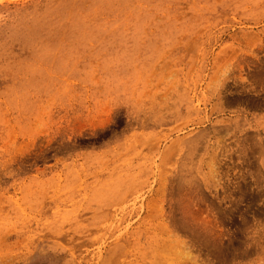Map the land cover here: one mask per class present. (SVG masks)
<instances>
[{
  "label": "rangeland",
  "instance_id": "374dc122",
  "mask_svg": "<svg viewBox=\"0 0 264 264\" xmlns=\"http://www.w3.org/2000/svg\"><path fill=\"white\" fill-rule=\"evenodd\" d=\"M33 1L0 0V264H264V0Z\"/></svg>",
  "mask_w": 264,
  "mask_h": 264
},
{
  "label": "bare ground",
  "instance_id": "6f19581e",
  "mask_svg": "<svg viewBox=\"0 0 264 264\" xmlns=\"http://www.w3.org/2000/svg\"><path fill=\"white\" fill-rule=\"evenodd\" d=\"M44 1H48V0H44ZM50 1H53V2H55V1H57V0H50ZM65 2V3H64ZM43 2L42 1H40V0H35V1H33L31 4H29V6H36V5H40V4H42ZM50 4V3H49ZM63 4H65V6L68 8V6H70L71 4H70V2H67V0H59L58 1V3H56L55 5H53V7L55 8V9H58L59 7H60V9L62 8V6H63ZM52 10H53V8H51Z\"/></svg>",
  "mask_w": 264,
  "mask_h": 264
}]
</instances>
